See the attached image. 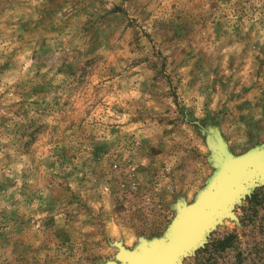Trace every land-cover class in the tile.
Instances as JSON below:
<instances>
[{"label": "rangeland", "instance_id": "obj_1", "mask_svg": "<svg viewBox=\"0 0 264 264\" xmlns=\"http://www.w3.org/2000/svg\"><path fill=\"white\" fill-rule=\"evenodd\" d=\"M220 147L264 152V0H0V264H124ZM231 213L181 264H264V184Z\"/></svg>", "mask_w": 264, "mask_h": 264}, {"label": "water", "instance_id": "obj_2", "mask_svg": "<svg viewBox=\"0 0 264 264\" xmlns=\"http://www.w3.org/2000/svg\"><path fill=\"white\" fill-rule=\"evenodd\" d=\"M220 171L200 198L197 207L184 208L179 219L169 229L167 240L152 247L144 243L137 252L120 248L124 264H181V258L204 244L214 223L252 188L264 184V152H252L240 157L218 150ZM233 215V214H232Z\"/></svg>", "mask_w": 264, "mask_h": 264}, {"label": "trees", "instance_id": "obj_3", "mask_svg": "<svg viewBox=\"0 0 264 264\" xmlns=\"http://www.w3.org/2000/svg\"><path fill=\"white\" fill-rule=\"evenodd\" d=\"M220 245H222V246H218V247H220V248H217V249H216L219 253L225 251V249H226V247H227V246H226L227 243H225V242H221Z\"/></svg>", "mask_w": 264, "mask_h": 264}]
</instances>
